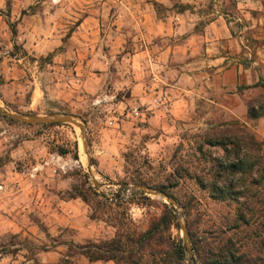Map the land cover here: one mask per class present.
<instances>
[{
	"label": "rangeland",
	"instance_id": "1",
	"mask_svg": "<svg viewBox=\"0 0 264 264\" xmlns=\"http://www.w3.org/2000/svg\"><path fill=\"white\" fill-rule=\"evenodd\" d=\"M220 18L240 44L228 56L247 70L236 91L246 112L240 119L227 115L218 105L225 92L211 77L206 99L188 94L178 106L184 112L176 114L167 91L176 77L170 70L186 55L162 57L159 50L204 33ZM85 19L92 29L79 33ZM37 44L39 52L28 49ZM260 79L264 0H0V107L28 116L70 115L84 124L89 142L86 151L72 124L30 125L0 113V264H115L92 263L78 247L112 240L120 229L143 233L165 204L174 207L178 226L162 241L186 246L182 209L135 185L176 199L202 264L194 241L206 261L237 234L231 229L236 203L215 200L206 189L224 156L207 139L244 125L264 141V117L250 116V105L264 106V88L254 87ZM158 95L168 98L170 112L151 109ZM27 195L33 202L18 207L16 198ZM241 253L242 264H264V248L253 242ZM186 258L189 264L187 248Z\"/></svg>",
	"mask_w": 264,
	"mask_h": 264
},
{
	"label": "trees",
	"instance_id": "2",
	"mask_svg": "<svg viewBox=\"0 0 264 264\" xmlns=\"http://www.w3.org/2000/svg\"><path fill=\"white\" fill-rule=\"evenodd\" d=\"M254 87L264 88V80L260 79ZM250 116L264 117V106L250 105ZM207 143L221 147L224 156L217 161L215 181L206 183V189H210L215 200L236 203L237 219L231 229L237 234L229 243L210 252L206 261L195 241L194 251L202 264H242L247 256L241 249L247 244L253 242L257 248H264V141L257 140L243 125L210 137ZM177 220L174 207L165 204L164 214L147 231L132 233L120 229L112 240L79 246L78 255L92 263L187 264L184 242L162 241L165 231L173 224L178 226Z\"/></svg>",
	"mask_w": 264,
	"mask_h": 264
},
{
	"label": "crops",
	"instance_id": "3",
	"mask_svg": "<svg viewBox=\"0 0 264 264\" xmlns=\"http://www.w3.org/2000/svg\"><path fill=\"white\" fill-rule=\"evenodd\" d=\"M89 19H85L78 26L79 33L86 31L89 33L90 28ZM182 30V28L180 29ZM181 32V31H180ZM87 33L85 38H88ZM92 34V33H91ZM181 34H183L181 32ZM227 39V42L224 43V40ZM40 44L28 48L32 51H40ZM240 48L239 42L232 37L231 30L227 25L226 21L223 19H218L212 21L207 25L204 33L201 34H192L188 36L183 42H177L170 46L169 48L160 49L162 57L170 55L172 53H183L186 55V60L182 65L175 69H171L170 72L176 76L174 78V83L169 85L167 91L172 94V100L174 108L173 111L178 114L180 109L178 106L184 103V98L186 95H190L191 98H204L206 99V84L209 83L207 79L213 77L215 89L225 92L224 100L219 102V106L226 111L228 115H234L235 118H239L244 112H246L245 103L240 100V94L236 91L239 86L243 84L242 74L244 73V80L246 81V69L245 66L239 64L235 57L230 58L228 55L236 56ZM206 55L198 58L196 57L201 51ZM230 50V53L227 52ZM144 53L139 54L138 56H143ZM193 57V59H190ZM212 69H206V67ZM244 66V67H243ZM13 75H19L20 71L14 66ZM20 78V77H19ZM193 81L196 84L194 87L187 88L184 86L186 80ZM198 84H197V83ZM200 83V84H199ZM234 92L230 96H227L226 93ZM13 93L17 96L22 95L23 89L13 90ZM234 101V103H233ZM180 109V110H179ZM264 120V118H263ZM24 202L22 204L21 202ZM33 202V198H30L29 195L24 197H17L16 203L18 207H28L29 204ZM26 210V208H22ZM18 214H21V211H18Z\"/></svg>",
	"mask_w": 264,
	"mask_h": 264
},
{
	"label": "water",
	"instance_id": "4",
	"mask_svg": "<svg viewBox=\"0 0 264 264\" xmlns=\"http://www.w3.org/2000/svg\"><path fill=\"white\" fill-rule=\"evenodd\" d=\"M0 113L4 117L10 118L14 121L30 124V125H38V124H46V123H56V124L64 123V124L75 125L81 130L85 150L86 151L89 150V142L87 140V130H86L84 124L81 123L80 121H77L74 117H72L70 115H53V116L30 115V116H28V115L9 112V111H4V110H2L1 107H0ZM132 188H137V189L146 191L151 195L160 197L162 199H167L174 206L182 209V213L180 215L179 220H180L181 229L184 232V236H185V240H186V248H187V253L189 256V264H198V261H197L196 257L194 256V253H193L192 243H191V239L189 236L188 225H187V221L185 218V214L183 212V208L176 201V199L169 196L166 192L157 191V190L150 188L148 186H145V185H135Z\"/></svg>",
	"mask_w": 264,
	"mask_h": 264
},
{
	"label": "built area",
	"instance_id": "5",
	"mask_svg": "<svg viewBox=\"0 0 264 264\" xmlns=\"http://www.w3.org/2000/svg\"><path fill=\"white\" fill-rule=\"evenodd\" d=\"M153 82L157 85L159 83L157 78H153ZM159 87V86H158ZM151 109H159L160 111L170 112L172 110V105L168 98L164 95H158L151 102Z\"/></svg>",
	"mask_w": 264,
	"mask_h": 264
}]
</instances>
